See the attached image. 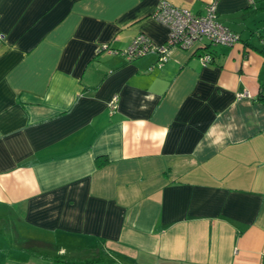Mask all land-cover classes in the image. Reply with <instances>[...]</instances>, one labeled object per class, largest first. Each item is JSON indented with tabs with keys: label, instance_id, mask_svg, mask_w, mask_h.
<instances>
[{
	"label": "crops",
	"instance_id": "crops-1",
	"mask_svg": "<svg viewBox=\"0 0 264 264\" xmlns=\"http://www.w3.org/2000/svg\"><path fill=\"white\" fill-rule=\"evenodd\" d=\"M159 1L0 0V264H264V0L129 58Z\"/></svg>",
	"mask_w": 264,
	"mask_h": 264
},
{
	"label": "built area",
	"instance_id": "built-area-1",
	"mask_svg": "<svg viewBox=\"0 0 264 264\" xmlns=\"http://www.w3.org/2000/svg\"><path fill=\"white\" fill-rule=\"evenodd\" d=\"M152 15L166 24L169 34L166 44L154 43L145 34L137 35L130 46L124 50L129 58L146 54L150 51L159 55V64L168 58L172 46L184 48L194 47L200 42L233 44L240 35L218 19V0H212L206 6V12L199 14L186 7H179L168 0H160ZM203 64L211 62L212 55L205 53L200 56ZM264 93V90H263ZM240 97L247 95V91L240 92ZM117 96L111 101L114 107Z\"/></svg>",
	"mask_w": 264,
	"mask_h": 264
},
{
	"label": "trees",
	"instance_id": "trees-1",
	"mask_svg": "<svg viewBox=\"0 0 264 264\" xmlns=\"http://www.w3.org/2000/svg\"><path fill=\"white\" fill-rule=\"evenodd\" d=\"M98 161H99V164H101L103 162V160H100V159Z\"/></svg>",
	"mask_w": 264,
	"mask_h": 264
}]
</instances>
